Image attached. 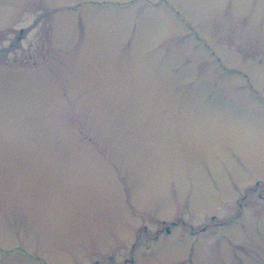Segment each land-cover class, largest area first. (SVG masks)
I'll return each instance as SVG.
<instances>
[{
    "label": "rangeland",
    "instance_id": "374dc122",
    "mask_svg": "<svg viewBox=\"0 0 264 264\" xmlns=\"http://www.w3.org/2000/svg\"><path fill=\"white\" fill-rule=\"evenodd\" d=\"M0 264H264V0H0Z\"/></svg>",
    "mask_w": 264,
    "mask_h": 264
}]
</instances>
